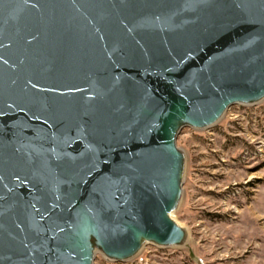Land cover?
<instances>
[{
  "label": "water",
  "instance_id": "1",
  "mask_svg": "<svg viewBox=\"0 0 264 264\" xmlns=\"http://www.w3.org/2000/svg\"><path fill=\"white\" fill-rule=\"evenodd\" d=\"M264 98V0H0V264L180 245L174 138Z\"/></svg>",
  "mask_w": 264,
  "mask_h": 264
},
{
  "label": "rangeland",
  "instance_id": "2",
  "mask_svg": "<svg viewBox=\"0 0 264 264\" xmlns=\"http://www.w3.org/2000/svg\"><path fill=\"white\" fill-rule=\"evenodd\" d=\"M173 219L187 244L146 242L118 260L94 248L91 264H264V98L237 103L206 128L182 126Z\"/></svg>",
  "mask_w": 264,
  "mask_h": 264
},
{
  "label": "bare ground",
  "instance_id": "3",
  "mask_svg": "<svg viewBox=\"0 0 264 264\" xmlns=\"http://www.w3.org/2000/svg\"><path fill=\"white\" fill-rule=\"evenodd\" d=\"M225 113H226V111H224V113L220 116L219 119H221V118L224 116ZM172 214H173L172 211L168 214L169 219H170L172 222H174L176 225H178V223H177L176 221H174ZM178 226H179V225H178ZM139 241H140V248L142 249L143 245L147 242V240L144 239V238H142V239H140ZM186 241H187V233H185V231H184V237H183L182 242L180 243L179 246H185V245L187 244ZM141 249H140V250H141Z\"/></svg>",
  "mask_w": 264,
  "mask_h": 264
}]
</instances>
